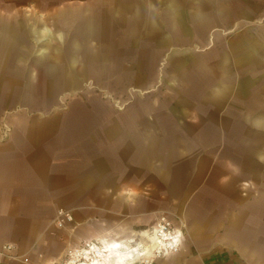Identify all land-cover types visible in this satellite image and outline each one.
<instances>
[{
	"label": "crops",
	"instance_id": "0c3cea01",
	"mask_svg": "<svg viewBox=\"0 0 264 264\" xmlns=\"http://www.w3.org/2000/svg\"><path fill=\"white\" fill-rule=\"evenodd\" d=\"M77 1L95 2L102 12L83 5L80 12L72 14L68 10L72 5L68 4ZM115 1L120 0H0V98L10 96V83H15L19 92L14 95L21 97L34 96L31 92L40 80L61 81L60 91L72 89L85 79L93 50H98L96 66L104 65L101 50L105 47L90 45V40L103 34L100 18L122 16L117 13ZM126 1H130L128 17L145 20L142 32L160 36L159 47L165 48L160 66L173 57L171 51L194 54L190 62L193 90L182 93L175 87L169 92L174 96L186 94L192 101L177 103L186 116L175 121L168 116L169 104L149 95V89L145 90V100L130 101L124 110H118L111 136L116 144L131 145V157L127 159L130 163L118 169L123 174L106 181L102 164L84 157L82 169L87 172V187L95 177L101 181L99 184L95 180L97 190L87 192L146 196L153 156L159 153L164 139L170 140L169 145L179 140L193 147L182 148L181 153L174 149L175 154L186 158L174 161H197L195 155L201 152L202 140L209 138L203 145L220 146L216 160L230 163L231 169L223 175L230 181L215 186L209 181V185L193 191L182 208L187 224L181 245L158 256L153 254L154 238L148 237L149 230L122 233L120 199L100 201L95 218L88 217L93 207L80 205L74 212V225L65 222L51 233L49 227L57 217L58 206L53 197L45 196L55 193L56 187L41 181L40 167L35 164L41 153V138L27 132L31 127L14 123L9 137L0 140V248L5 244L13 246L8 252L12 256L4 255L0 264H53V258L66 246L89 236H95L98 245L122 243L121 250H138L133 258L127 255L124 264H146L145 259L149 260L147 264H264V20L250 26L249 0ZM72 16L76 18L74 35L66 39L61 30L58 37L62 41H57L55 33L65 23L61 19ZM170 33L190 38L194 35L196 46L183 42L182 47H170ZM227 33H240V42L221 39ZM254 35L257 39H253ZM71 49L74 53L70 54ZM179 78L171 75V81ZM250 81L259 84L247 89L244 82ZM175 115L182 117L176 112ZM97 118L82 120L99 129L103 122ZM83 124L81 146L96 136L89 133L87 123ZM44 140V146L53 144L55 160L56 139ZM45 151L51 154L50 148ZM137 154L140 164H133L137 157H132ZM155 169L163 175L159 167ZM218 176L217 170L209 175ZM126 177L127 181L116 183ZM159 207H168L167 199L161 200ZM127 209L152 210L153 206L146 199L129 204Z\"/></svg>",
	"mask_w": 264,
	"mask_h": 264
},
{
	"label": "rangeland",
	"instance_id": "374dc122",
	"mask_svg": "<svg viewBox=\"0 0 264 264\" xmlns=\"http://www.w3.org/2000/svg\"><path fill=\"white\" fill-rule=\"evenodd\" d=\"M249 3L250 21L253 23L250 26H252L254 23L264 20L261 19V16L264 15V0H259V2L249 0ZM115 4L119 6L117 13H122V16L100 18V29H103V34L101 33L97 37L98 39L90 40V45L105 47L101 50V60L104 65L96 66L98 50H93L94 55L90 60L92 64H89L86 75L83 76L85 79L72 89H63L62 91H60L61 81L40 80L35 82V91L31 92L34 93V96L21 97L14 95L19 92L15 88V83H10V96L0 98V140L9 137L13 124L17 122L23 123L25 127H31V130H27V132L30 131L41 138V153L36 157L35 164L37 163L40 167L41 181H48L51 186L56 187L55 193L45 196L53 197L56 200L57 211L63 209L72 213L73 220L69 223L74 225V212L80 205L93 207V210L88 212V217L95 218L98 214L96 207L100 201L107 203L114 199H120L123 234L129 235L141 229L151 232L157 226L161 216H165L171 222V228L182 232L187 224L182 216L185 209L182 208L191 199L193 191L201 186L209 185V181H212L211 186H215L219 182L230 181L223 176L226 170L231 169L230 163L216 160L220 157L217 153L220 146L203 145L209 138L202 140L201 152L199 156L195 155L199 159L197 161H174V158L183 156L175 154L174 149H178L181 153L182 148L193 147L192 145L188 147L187 143L179 140L176 145H169L170 140L164 139L163 144L158 147L159 153L153 156L155 166L153 165L152 176L146 179L148 191L146 196L139 193L130 195L127 192L116 195L87 192V190H97L98 183L96 181L99 184L101 181L95 177L91 186L87 187V178L85 177L87 172L82 169L86 164L84 161L86 157L93 160L94 164H102L106 181L112 180L109 177L118 173L123 174L124 171L118 169L130 163V161L127 162V159L131 157L129 151L131 145L116 144L111 136L113 133L111 127L117 120L118 110H124L130 101L145 100V90L147 89L151 90L149 95L152 94L154 98H159L163 103L169 104L167 106L168 116L173 120L186 116L183 107H178L177 103L183 105L192 101L186 94L174 96L169 92H172L170 88L175 89V87L182 93L187 92L188 89L193 90L194 72L190 62L193 60L191 58L194 54L171 51L173 57L169 59L168 63L160 66L161 57L165 52V48L160 49L159 47L160 36L152 34L148 37L146 33L142 32L145 30V20L128 17L130 1L120 0L119 2L115 1ZM68 5H72L68 8V10H72V14L80 12L83 5L98 13L103 9L97 10L95 2L83 4L77 1ZM75 19L73 16L61 19L65 23L64 27L58 28L55 33L57 41H62L58 37V32L61 30L66 39L74 35ZM240 35V33L234 35L227 33L222 35L221 39L239 43ZM192 36L190 38L188 35L170 33L168 44L170 47H182L183 42H188L194 44L195 47L196 45L193 43L195 37ZM253 39H257V37L254 35ZM156 46L159 49H155ZM57 51L61 52V50ZM176 55H182V58H177ZM80 74L81 67L78 69V75L80 76ZM171 75L180 78L174 82L171 81ZM244 83L248 85L247 89L259 84L258 81ZM204 84L202 83L200 86L202 89L205 88ZM175 112L181 114L182 117L175 115ZM82 117L91 119L98 117L97 119L103 123L97 129V127H92L91 123L83 121ZM83 123H87L85 127H90L89 133L94 132L96 136L81 146L84 140L81 137ZM91 128L94 130L91 131ZM48 137L51 140L56 139L57 157L55 160L52 155L53 144L44 146V139H48ZM46 143L48 144V142ZM49 148L51 154L45 151ZM65 150L67 153L64 152ZM134 157H137V160L133 164H140L139 155H133L132 158ZM183 158L185 157L183 156ZM156 167L160 168L158 172L163 175L155 171ZM54 170L56 171L55 175H53ZM216 170L219 172V176L210 178V172ZM46 176L49 177L46 178ZM127 180V177L121 178L116 183L119 184V182ZM146 199L153 206L152 210L141 209L130 212L127 209L129 204H134L136 201L137 203L143 202ZM165 199L168 201V207L160 208V201ZM53 220L49 227L52 229L51 233L62 227L55 225L57 217ZM85 241L96 242V239L95 236L81 240L76 239L75 243H70L57 257L53 258V264H64L70 258L66 251L71 247L82 245Z\"/></svg>",
	"mask_w": 264,
	"mask_h": 264
},
{
	"label": "bare ground",
	"instance_id": "6f19581e",
	"mask_svg": "<svg viewBox=\"0 0 264 264\" xmlns=\"http://www.w3.org/2000/svg\"><path fill=\"white\" fill-rule=\"evenodd\" d=\"M177 235H181V230L177 229L175 235H173L164 231L161 227L155 226L148 235V237L154 238L153 254L156 256L157 252L161 253L168 250L171 238ZM121 244L112 243V245L104 246L98 245L96 242H89L88 247L82 248L79 251L80 253H72V256L68 260L66 259L67 261L64 264H124L127 255H131V258H133L138 253V250H134L133 248L121 250ZM143 262H149V260L145 259Z\"/></svg>",
	"mask_w": 264,
	"mask_h": 264
},
{
	"label": "built area",
	"instance_id": "2783aa9c",
	"mask_svg": "<svg viewBox=\"0 0 264 264\" xmlns=\"http://www.w3.org/2000/svg\"><path fill=\"white\" fill-rule=\"evenodd\" d=\"M73 220V216H72V213L68 210H59L58 211V214H57V225L58 226H62L65 222H70ZM156 227H161V229H163L164 231L168 232V233H172L173 235H175V231L177 229L175 228H171V222L165 217V216H161L157 222V226ZM182 232H181V235H177L175 236L174 238L172 237L171 238V244L169 245V249L168 250H175L177 249L181 243H182ZM89 242H92V241H85L82 245H77V246H74V247H71L69 248L67 251H66V254L71 257L72 256V253H76V252H79L81 251L82 248H86L88 247V243ZM13 249V246L11 244H5L3 245L1 248H0V258L3 257L4 255H8V256H12V255H9L8 252H10L11 250ZM168 250H165V251H162L161 253L157 252L156 256L162 254V253H165L166 251ZM80 253V252H79ZM146 264L149 263V262H145Z\"/></svg>",
	"mask_w": 264,
	"mask_h": 264
},
{
	"label": "water",
	"instance_id": "95a60500",
	"mask_svg": "<svg viewBox=\"0 0 264 264\" xmlns=\"http://www.w3.org/2000/svg\"><path fill=\"white\" fill-rule=\"evenodd\" d=\"M69 53H70V54H71V53H74V49L69 50Z\"/></svg>",
	"mask_w": 264,
	"mask_h": 264
}]
</instances>
